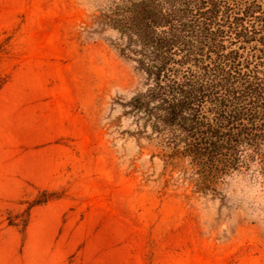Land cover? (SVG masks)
Listing matches in <instances>:
<instances>
[{
	"label": "rangeland",
	"instance_id": "1",
	"mask_svg": "<svg viewBox=\"0 0 264 264\" xmlns=\"http://www.w3.org/2000/svg\"><path fill=\"white\" fill-rule=\"evenodd\" d=\"M113 1L0 0V264H264V171L213 196L164 170L134 64L88 33Z\"/></svg>",
	"mask_w": 264,
	"mask_h": 264
},
{
	"label": "trees",
	"instance_id": "2",
	"mask_svg": "<svg viewBox=\"0 0 264 264\" xmlns=\"http://www.w3.org/2000/svg\"><path fill=\"white\" fill-rule=\"evenodd\" d=\"M92 23L145 86L127 114L165 171L213 196L235 171H264V0H118Z\"/></svg>",
	"mask_w": 264,
	"mask_h": 264
}]
</instances>
